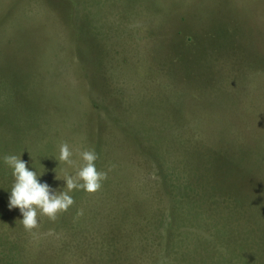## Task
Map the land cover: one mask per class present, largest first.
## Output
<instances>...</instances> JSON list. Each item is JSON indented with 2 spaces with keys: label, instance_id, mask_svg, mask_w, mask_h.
Instances as JSON below:
<instances>
[{
  "label": "rangeland",
  "instance_id": "1",
  "mask_svg": "<svg viewBox=\"0 0 264 264\" xmlns=\"http://www.w3.org/2000/svg\"><path fill=\"white\" fill-rule=\"evenodd\" d=\"M193 33L187 49L169 41ZM214 42L232 77H216L215 61H203ZM178 49L193 53L172 74L169 54ZM194 66L217 93L192 97L189 79H176ZM179 124L180 138L210 146L232 201L252 189L262 191L260 204L217 213L201 210L204 198H180L169 211L162 176L180 167ZM136 125L135 144L114 133ZM65 142L71 166L54 158ZM84 150L107 174L101 188L73 190L74 204L55 221L38 215L31 232L0 188V264H264V0H0V177L14 183L3 158L16 155L45 171L40 182L66 190L56 174L74 175ZM231 217L247 252L230 253L231 237L217 233Z\"/></svg>",
  "mask_w": 264,
  "mask_h": 264
},
{
  "label": "trees",
  "instance_id": "2",
  "mask_svg": "<svg viewBox=\"0 0 264 264\" xmlns=\"http://www.w3.org/2000/svg\"><path fill=\"white\" fill-rule=\"evenodd\" d=\"M169 41L172 45H177L180 43L178 46H184V48L187 49L189 45L194 43L195 36H194V33H193L192 37H189V36L186 37V36H184V34H182L180 37H178L175 34L173 36L171 35V37L169 38ZM212 44H213V46H211V49L202 53L203 56L205 55L203 58V61H208V60L215 61V66H214V70L212 71V73L217 74L218 76H216V77L220 78V77H222L223 74H228L229 76L232 77L235 72L231 71V67L229 65L230 62L222 60L224 58V56H222V55H220L219 57H216L219 55L221 48H219L217 46L216 42H214ZM187 51L189 52V54L186 53ZM187 51L184 52V51H181L180 49H178V50H175L176 54H174V53L169 54V66H170V68H168L169 67L168 66L167 69H171L172 74H174L175 71H177L178 69H181V67H180L181 63L180 62H182V60L184 58L186 59V55L190 56L191 50L190 51L187 50ZM192 53L193 52L191 51V55H192ZM215 57H216V59H215ZM192 62L195 65V63H197L198 61H196L193 58ZM223 62H227L226 70H224V71H222L221 69H219L217 67V65H219V63H223ZM197 65H198V63H197ZM197 68H198V66H197ZM197 68H196V66H194L191 71H186L187 73H183L182 75L176 77V79L177 78L178 79L181 78L182 80L189 79L190 85L188 87H190L191 94L193 95L192 97H195V96L197 97V95H199L198 93L201 94L203 92H204L203 97L201 96V98L207 97L208 95H210L212 93V91H216V93H217L218 92L217 88H219L220 85L216 84L214 80L211 81V83H213V84H210V83L206 84L205 82L208 80L209 75L206 76V80L204 82H202L201 79L199 78L200 72L198 71ZM200 88H203V89L200 90ZM194 89H197L198 91H193ZM206 91H209V92L207 93ZM166 97H168V96H166ZM23 108H24V106H23ZM171 111H172V109L169 110V114H168L169 116H170ZM102 114L104 115V119L106 120L108 114L107 115L105 113H102ZM21 116H22V113H21ZM165 117H167V112L165 113ZM178 123L179 122H177L176 125ZM129 128L130 127H126V129H119L118 128L117 129L118 132H114V133H117V134H119V132L123 133L125 135L123 138L126 137L127 139H131V140H133V144H135L136 141H138L140 139V137H138V133H139L140 128L137 125H136V127H132L130 129ZM173 131L176 134L175 138H177V141L183 145V150H181L180 157H177V159H176L177 162L180 164L179 169L178 170L172 169V171L164 174V177L168 176V179H167L168 182H166V180L162 176V182H163V184H166V188H168V205L171 204L172 202L175 205V200H178L180 198H181V200H184L185 203H187L189 205H193L194 201L201 199V198L202 199L204 198L205 202H202L203 208L202 209L199 207H196V208H199L201 210H207L208 207L209 208L214 207L213 212H215V210L219 207V209H217V213H218L221 210L224 211L225 209H223V208L227 204H230V203H232L235 206V208L236 209L238 208L239 210L246 209L251 205L260 204V200L258 199L257 195H259V192H262V191L259 190V192L258 191L252 192V189L248 195L247 194L245 195V199L243 200V202L241 201V196H238V195H234V198L232 201L231 196H229V194L233 192V188H230L232 186V185H230L232 182L229 183L225 177L221 176L222 173H220V171L219 172L217 171V169H219V165L217 163V159H215L213 156L210 157V153L208 152L210 146L205 145V146H201V148H199L200 142L198 139H192L190 137V139L189 138L188 139L190 141L191 140L192 141L189 143L188 140L180 138V134H181L180 131H185V129L182 128L181 124H179L178 127L175 126ZM114 133L112 132V136H116ZM102 134H103V132H102ZM116 137H118V135ZM218 139H219V137H218ZM185 141H188V143L185 144L184 143ZM150 147H151V145L149 144L148 149ZM144 149L146 150L145 147H144ZM200 154L203 155L202 159L197 157ZM190 159H194V160L190 161ZM158 163H159V161H158ZM159 165H160V163H159ZM185 171L188 173H186ZM174 173L176 174V177L173 178ZM12 179H13V177H12ZM175 179L176 180L178 179L179 183H177L178 181H176ZM10 180H11L10 177H8V179H6L4 177H0V188L5 186L8 197L10 196V190H11V187L13 185L10 183ZM247 197H248V199H246ZM173 203L171 204V206L169 205V211H171V208H175ZM177 206H179V207H181V206L182 207H191V206H188L185 204H178ZM192 207H195V206H192ZM175 211H176V208H175ZM222 214L218 215V216H214L212 218V220H220V219L221 220H227L231 216L229 213H227L225 215H222ZM236 215L237 214L232 213V216H234L235 218H236ZM168 217H169V215H168ZM169 218H170V220H172L174 217L170 215ZM204 219H207V218L205 217ZM232 222H233V218L231 217L230 221H225L223 223H220V225H221L219 227L220 230L217 233L223 234L222 236L227 235V236L231 237L230 244L232 245L233 248H232L231 252L229 250L230 253H233V251L236 248L242 249L244 252L249 251L251 244L249 245L245 239L240 240L241 243L239 242V240L237 239L238 237H236V234H238V232H239V230H238L239 228H237L236 225L234 224V222L233 223ZM235 222L243 223L242 221H235ZM227 224H230V225H227ZM252 228L253 227L250 226V229H252ZM250 229L249 228L246 229L245 233L250 231ZM256 230H261V227L259 225H257L256 227L253 228V231H256ZM240 233H242L241 235L244 234L242 231H240ZM245 243H247L246 247L244 246ZM245 257L247 258V262H248V258H249L248 255H246ZM237 259L239 260L240 257Z\"/></svg>",
  "mask_w": 264,
  "mask_h": 264
},
{
  "label": "clouds",
  "instance_id": "3",
  "mask_svg": "<svg viewBox=\"0 0 264 264\" xmlns=\"http://www.w3.org/2000/svg\"><path fill=\"white\" fill-rule=\"evenodd\" d=\"M73 156L69 145L61 143L59 145L58 156L54 157L59 163L74 165L71 159ZM82 164L76 167L74 175L66 174L60 177L56 174V179L65 181L66 190H54L47 182H40L36 171L30 170L26 166V161L16 155H5V164L12 169L14 183L10 190L8 207L19 208L22 213L20 222L24 229L31 232L39 226L38 215L47 216L55 221L58 214L66 212L74 204V199L70 195L73 190H83L88 193L97 192L101 188V182L107 178L105 172L98 171L95 161L98 155L94 150H84L79 153ZM82 215V212L79 213Z\"/></svg>",
  "mask_w": 264,
  "mask_h": 264
}]
</instances>
